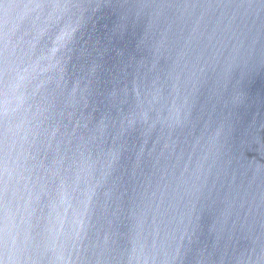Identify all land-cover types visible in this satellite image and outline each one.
<instances>
[{
  "label": "water",
  "instance_id": "water-1",
  "mask_svg": "<svg viewBox=\"0 0 264 264\" xmlns=\"http://www.w3.org/2000/svg\"><path fill=\"white\" fill-rule=\"evenodd\" d=\"M0 264H264V0H0Z\"/></svg>",
  "mask_w": 264,
  "mask_h": 264
}]
</instances>
